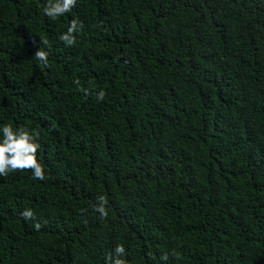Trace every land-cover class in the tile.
Returning a JSON list of instances; mask_svg holds the SVG:
<instances>
[{
  "label": "trees",
  "instance_id": "16d2710c",
  "mask_svg": "<svg viewBox=\"0 0 264 264\" xmlns=\"http://www.w3.org/2000/svg\"><path fill=\"white\" fill-rule=\"evenodd\" d=\"M46 3L0 0V128L46 176L0 177V264H264V0Z\"/></svg>",
  "mask_w": 264,
  "mask_h": 264
},
{
  "label": "clouds",
  "instance_id": "9594fccd",
  "mask_svg": "<svg viewBox=\"0 0 264 264\" xmlns=\"http://www.w3.org/2000/svg\"><path fill=\"white\" fill-rule=\"evenodd\" d=\"M77 0H47L43 7V13L51 20H56L59 17L71 12L76 6ZM83 25L77 20H72L66 32L59 35L58 39L65 44V46H73L76 43V33L80 32ZM47 43V41H42ZM34 58L41 61L45 67L48 66V53L38 50ZM74 84L80 85L79 79H75ZM86 96L91 94L89 89L80 88ZM106 93L100 90L96 93V99L103 101ZM2 132V140H0V177L8 176L10 173L17 171L31 170L32 177L36 180L43 181L46 179L44 166L38 162L37 152L40 144L37 142L40 138V133L37 130H29L21 127L13 129L12 125L5 124L0 128ZM107 200L104 196L97 197V204L95 210L100 214V217L106 219L108 211L105 208ZM84 211V210H82ZM25 220L35 219V215L31 209H25L21 213ZM34 227L37 231L41 228L39 223H35ZM126 249L123 244H117L116 247L109 252L105 257V264H128L126 259L121 257L126 256ZM168 255L164 254L160 257L162 261L168 260Z\"/></svg>",
  "mask_w": 264,
  "mask_h": 264
}]
</instances>
